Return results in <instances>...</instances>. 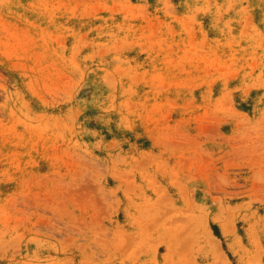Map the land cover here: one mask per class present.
Segmentation results:
<instances>
[{"label":"rangeland","instance_id":"obj_1","mask_svg":"<svg viewBox=\"0 0 264 264\" xmlns=\"http://www.w3.org/2000/svg\"><path fill=\"white\" fill-rule=\"evenodd\" d=\"M0 264H264V0H0Z\"/></svg>","mask_w":264,"mask_h":264}]
</instances>
